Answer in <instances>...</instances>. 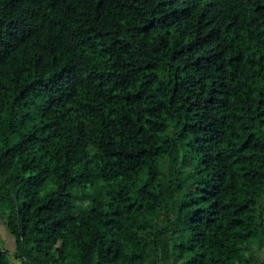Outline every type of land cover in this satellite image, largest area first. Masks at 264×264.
Masks as SVG:
<instances>
[{"label": "trees", "instance_id": "16d2710c", "mask_svg": "<svg viewBox=\"0 0 264 264\" xmlns=\"http://www.w3.org/2000/svg\"><path fill=\"white\" fill-rule=\"evenodd\" d=\"M0 224V264H264V0H0Z\"/></svg>", "mask_w": 264, "mask_h": 264}, {"label": "rangeland", "instance_id": "374dc122", "mask_svg": "<svg viewBox=\"0 0 264 264\" xmlns=\"http://www.w3.org/2000/svg\"><path fill=\"white\" fill-rule=\"evenodd\" d=\"M2 239L4 240V242ZM7 240H8V236L6 232L4 231L3 225L0 224V248H4V247L7 248V244L9 246V243H7ZM3 243H7L6 246Z\"/></svg>", "mask_w": 264, "mask_h": 264}]
</instances>
